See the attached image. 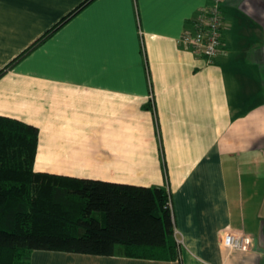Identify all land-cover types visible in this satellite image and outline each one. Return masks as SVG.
<instances>
[{"label": "crops", "instance_id": "0c3cea01", "mask_svg": "<svg viewBox=\"0 0 264 264\" xmlns=\"http://www.w3.org/2000/svg\"><path fill=\"white\" fill-rule=\"evenodd\" d=\"M84 1L0 0V115L39 128L37 171L165 187L180 256L31 264H264V0L224 1L212 62L179 42L209 0H91L10 65Z\"/></svg>", "mask_w": 264, "mask_h": 264}, {"label": "trees", "instance_id": "16d2710c", "mask_svg": "<svg viewBox=\"0 0 264 264\" xmlns=\"http://www.w3.org/2000/svg\"><path fill=\"white\" fill-rule=\"evenodd\" d=\"M90 1L81 3L10 65ZM38 143L37 126L0 115V264H31L35 250L163 260L180 256L165 187L37 171Z\"/></svg>", "mask_w": 264, "mask_h": 264}, {"label": "built area", "instance_id": "2783aa9c", "mask_svg": "<svg viewBox=\"0 0 264 264\" xmlns=\"http://www.w3.org/2000/svg\"><path fill=\"white\" fill-rule=\"evenodd\" d=\"M225 0H209L191 19L179 38V42L186 49L203 56L212 62L223 48V31L225 29V16L223 3ZM172 211L171 197L166 205ZM222 246L236 251H249L251 238L243 233L223 231L220 235Z\"/></svg>", "mask_w": 264, "mask_h": 264}]
</instances>
